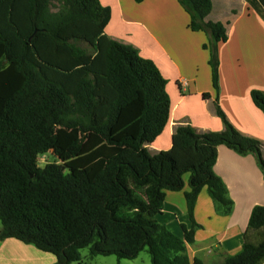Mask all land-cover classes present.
Segmentation results:
<instances>
[{
    "label": "trees",
    "instance_id": "16d2710c",
    "mask_svg": "<svg viewBox=\"0 0 264 264\" xmlns=\"http://www.w3.org/2000/svg\"><path fill=\"white\" fill-rule=\"evenodd\" d=\"M176 1L188 28L207 37L202 48L217 94L218 45L243 4L264 17V0H231L218 11L213 0ZM109 19L100 0H0V241L32 245L53 264H82V249L89 258L134 260L146 251L150 264H202L186 252L200 228V191L219 213L232 209L213 171L218 146L253 155L264 179V143L235 129L215 98L221 131L177 123L170 149L151 148L169 120L166 80L151 60L105 34ZM250 97L264 113V92ZM48 152L55 161L40 167ZM185 175L190 227L181 225L180 238L156 216L166 192L182 191ZM261 229L264 206H254L247 230ZM263 262L264 234L246 238L221 264Z\"/></svg>",
    "mask_w": 264,
    "mask_h": 264
},
{
    "label": "crops",
    "instance_id": "0c3cea01",
    "mask_svg": "<svg viewBox=\"0 0 264 264\" xmlns=\"http://www.w3.org/2000/svg\"><path fill=\"white\" fill-rule=\"evenodd\" d=\"M231 0H213L218 10H227ZM110 10L105 34L130 45L151 60L166 80L170 115L162 133L151 148L171 147L172 126L189 122L197 131L223 129L211 103L219 108L240 133L264 143V113L252 102V91L264 92V17L243 4L232 22L226 42L218 45V93L211 81L209 54L202 46L207 37L188 28L189 17L176 0H100ZM208 96L207 100L203 95ZM213 171L223 182L232 202L230 214L216 211L203 188L194 207V220L200 226L194 243L186 245L190 260L202 264H221L237 254L247 238L258 242L264 229L247 230L254 206H264V179L253 155H239L218 146ZM166 192L162 213L156 220L182 238L181 225L190 227L183 193ZM52 254L38 251L15 239L0 241V264H53ZM264 264V262L262 263Z\"/></svg>",
    "mask_w": 264,
    "mask_h": 264
},
{
    "label": "rangeland",
    "instance_id": "374dc122",
    "mask_svg": "<svg viewBox=\"0 0 264 264\" xmlns=\"http://www.w3.org/2000/svg\"><path fill=\"white\" fill-rule=\"evenodd\" d=\"M82 46H85V45L82 44ZM54 161H55V158L51 152H48L44 155H40L38 157V164L40 167H43L45 164L52 163ZM187 177L188 175L184 176L185 182L187 181ZM0 228H1V224H0ZM80 254L82 257V264H150V258H149V255L146 253V251L140 252L137 258L134 260H125V259L118 260L114 256H95V257L89 258L87 249H82L80 251ZM70 264H78V263L73 262Z\"/></svg>",
    "mask_w": 264,
    "mask_h": 264
}]
</instances>
